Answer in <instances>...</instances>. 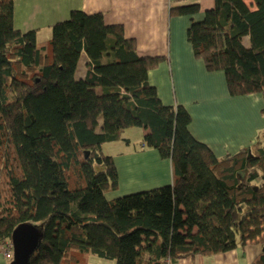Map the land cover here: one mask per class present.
I'll return each mask as SVG.
<instances>
[{
	"label": "trees",
	"instance_id": "16d2710c",
	"mask_svg": "<svg viewBox=\"0 0 264 264\" xmlns=\"http://www.w3.org/2000/svg\"><path fill=\"white\" fill-rule=\"evenodd\" d=\"M251 1L214 0L186 31L231 96L264 97V0ZM169 10L193 16L199 5ZM157 61L101 12L72 9L39 42L36 28L16 26L13 0H0V246L30 222L42 235L28 264H85L89 253L176 264L237 245H259L249 264H264V133L216 156L189 131L188 110L148 81ZM131 126L143 127L141 148L170 160L172 181L109 198L119 175L103 144Z\"/></svg>",
	"mask_w": 264,
	"mask_h": 264
},
{
	"label": "crops",
	"instance_id": "0c3cea01",
	"mask_svg": "<svg viewBox=\"0 0 264 264\" xmlns=\"http://www.w3.org/2000/svg\"><path fill=\"white\" fill-rule=\"evenodd\" d=\"M252 4L251 0H245ZM14 21L20 29L34 27L37 39L50 35L51 24L69 15L72 9L101 12L108 24H120L124 34L134 39L137 53L158 58L148 70V81L156 88L164 104L183 105L191 120L189 131L205 143L216 156L233 153L255 141L264 129V97L261 93L231 96L222 71H207L201 58L195 56L186 37L191 20H201L214 0H13ZM178 3H198L193 16H170V7ZM248 40V37H243ZM245 43V42H244ZM86 56L81 55L83 62ZM81 62V63H82ZM80 63V62H79ZM82 67V65H81ZM80 67V69H81ZM109 142L119 187L108 194L114 197L126 192L148 189L172 181L171 162L157 150L131 146V138ZM126 139V140H125ZM261 250L259 245L242 246L226 252L195 254L176 264H249ZM3 255V247H0ZM4 256V255H3ZM6 264V261H0Z\"/></svg>",
	"mask_w": 264,
	"mask_h": 264
},
{
	"label": "water",
	"instance_id": "95a60500",
	"mask_svg": "<svg viewBox=\"0 0 264 264\" xmlns=\"http://www.w3.org/2000/svg\"><path fill=\"white\" fill-rule=\"evenodd\" d=\"M41 235V231L34 224L18 223L11 233L13 258L9 264H28L30 255L41 240Z\"/></svg>",
	"mask_w": 264,
	"mask_h": 264
},
{
	"label": "rangeland",
	"instance_id": "374dc122",
	"mask_svg": "<svg viewBox=\"0 0 264 264\" xmlns=\"http://www.w3.org/2000/svg\"><path fill=\"white\" fill-rule=\"evenodd\" d=\"M42 31L41 34V38L42 40H44V38H49L50 35H45L43 34L44 28L40 29ZM246 42V40H244ZM81 62V61H80ZM80 69V68H79ZM79 70H77V75H79ZM264 115V114H263ZM264 133V129H262L258 134L255 135V141L256 139L260 136H262V134ZM122 135L124 136H128L129 138H131V146L135 145L137 146L142 139V135H143V127L140 126H131V127H127L125 129H123L122 131ZM254 141V142H255ZM253 142V143H254ZM114 143V142H113ZM113 143H104L103 144V150L106 154H109V148H111L114 144ZM251 143V144H253ZM250 144V145H251ZM112 149V148H111ZM1 247V246H0ZM4 255V254H3ZM1 251H0V261H6V264H9L11 260H8L7 258H5V256H3ZM84 261L85 264H115V261L112 259H106V258H102L99 257L95 254H87L86 256H84Z\"/></svg>",
	"mask_w": 264,
	"mask_h": 264
},
{
	"label": "built area",
	"instance_id": "2783aa9c",
	"mask_svg": "<svg viewBox=\"0 0 264 264\" xmlns=\"http://www.w3.org/2000/svg\"><path fill=\"white\" fill-rule=\"evenodd\" d=\"M3 254H4L5 258H7L8 260H12L13 251H12L11 242L8 245L3 246Z\"/></svg>",
	"mask_w": 264,
	"mask_h": 264
},
{
	"label": "bare ground",
	"instance_id": "6f19581e",
	"mask_svg": "<svg viewBox=\"0 0 264 264\" xmlns=\"http://www.w3.org/2000/svg\"><path fill=\"white\" fill-rule=\"evenodd\" d=\"M11 242V241H10Z\"/></svg>",
	"mask_w": 264,
	"mask_h": 264
}]
</instances>
